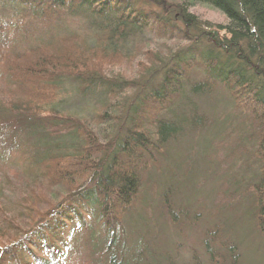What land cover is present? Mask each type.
Instances as JSON below:
<instances>
[{
	"label": "trees",
	"instance_id": "trees-1",
	"mask_svg": "<svg viewBox=\"0 0 264 264\" xmlns=\"http://www.w3.org/2000/svg\"><path fill=\"white\" fill-rule=\"evenodd\" d=\"M177 1L0 0L3 130L18 135L44 129L46 120L70 121L48 109L62 107L61 89L73 83L82 98L102 100L98 118L105 128L99 134L74 122L69 150H55L44 140L34 147L33 178L49 187L64 185L69 194L39 221L26 224L24 233L20 225L8 226L11 219L0 218V264H62L69 257L67 239L77 229L90 234V264H144L141 256L154 245L142 241L145 249L133 253L127 217L150 184V173L162 169L171 143L186 131L206 128L197 98L213 95L216 87L251 121L248 140L254 147L249 151L242 139L235 152L250 156L245 172L253 170L252 159L258 171L234 197H252L255 231L264 237V0ZM149 3L155 7H145ZM197 6L220 12L225 25L201 21L193 11ZM69 21L79 22L83 32L66 25ZM29 35L39 38L21 47L19 39ZM117 68L125 73L109 78ZM170 194L165 191L164 198ZM166 205L182 235L186 220L177 221L175 212L184 208ZM216 225L205 232L208 255L213 263L235 264L237 246L222 253V241H229L227 222ZM165 261L171 264L167 255Z\"/></svg>",
	"mask_w": 264,
	"mask_h": 264
},
{
	"label": "rangeland",
	"instance_id": "rangeland-1",
	"mask_svg": "<svg viewBox=\"0 0 264 264\" xmlns=\"http://www.w3.org/2000/svg\"><path fill=\"white\" fill-rule=\"evenodd\" d=\"M135 2L141 3V0ZM170 2L178 3L177 0ZM145 7L155 6L149 3ZM193 11L203 22L215 25L226 23L220 12L205 6H197ZM68 23L70 28L80 31L79 22L69 21L66 25ZM37 38L30 35L21 37L19 45L26 47ZM156 44L161 45V41ZM111 73H107L109 78H119L125 70L117 68ZM198 78L200 74L195 75V80ZM4 92L5 88L0 86V105L5 98ZM60 93L57 105L62 107H51L48 111L54 117L57 114L70 121L49 123L46 120L44 129L36 133L20 131L19 136L15 132L8 133L0 125V218L11 219L9 227L20 225L21 233L29 230L30 226L25 225L30 221H39L42 215L59 206L68 192L64 185L49 187L44 185L43 180L33 178L36 162L34 147L44 140L55 150H69L74 122L99 134L105 129L98 118V114L103 112L101 99L82 98L74 83L63 85ZM197 105L208 119L206 128L197 134L186 131L175 143H171L162 169L150 173V184L142 189L134 211L127 217V244L130 246L135 242L134 254L145 249V243L154 245L152 250L141 256L144 264H166V255L171 264H216L208 255L205 232L217 223L219 227L227 222L225 233H228L229 241H222V253H229L231 245H235L239 249L234 254L235 264H264V237L255 231L251 212L253 199L250 195L234 197V194L246 190V182H250L251 175L258 171L252 159L253 170L245 172L243 167L250 156L235 152H239L242 139L249 151L254 147V141L248 140L251 121L221 87H216L211 96L197 98ZM122 111L119 117L126 112ZM46 115V118L52 116L49 113ZM118 131L115 129V135ZM165 191H170L172 195L164 198ZM176 202L184 208L182 213L179 210L175 212L177 221L186 220L187 227L183 228L182 235L177 234L168 219L166 204ZM233 203L237 205L232 208ZM26 215L29 219L24 218ZM89 236L88 232L80 229L75 231L72 239H67L66 235L69 257L62 264H90L88 257L94 249ZM214 239H218V249L219 237ZM162 243L168 246L164 249ZM221 264L229 263L221 260Z\"/></svg>",
	"mask_w": 264,
	"mask_h": 264
}]
</instances>
